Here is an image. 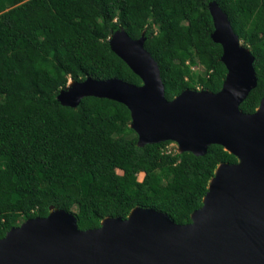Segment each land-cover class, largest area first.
Segmentation results:
<instances>
[{"label": "trees", "instance_id": "1", "mask_svg": "<svg viewBox=\"0 0 264 264\" xmlns=\"http://www.w3.org/2000/svg\"><path fill=\"white\" fill-rule=\"evenodd\" d=\"M210 3L254 58L257 84L240 105L252 114L264 95V0H0V239L51 209L83 231L134 208L191 223L216 168L235 156L219 145L198 157L168 153L169 141L139 147L124 105L86 97L72 108L56 97L87 78L141 85L109 46L119 30L144 36L168 101L186 89L217 93L226 69Z\"/></svg>", "mask_w": 264, "mask_h": 264}, {"label": "water", "instance_id": "2", "mask_svg": "<svg viewBox=\"0 0 264 264\" xmlns=\"http://www.w3.org/2000/svg\"><path fill=\"white\" fill-rule=\"evenodd\" d=\"M211 40L220 45L226 76L217 93L184 90L168 101L159 68L144 49L145 38L123 30L108 43L141 85L111 78L72 82L78 95L65 100L76 107L83 98L115 101L130 112L137 145L172 142L177 152L203 156L219 145L236 164L218 165L202 207L191 223L179 225L151 208H134L126 219L105 218L97 229L79 230L74 215L51 209L28 219L0 239V264H264V95L252 114L240 105L257 84L254 58L215 4Z\"/></svg>", "mask_w": 264, "mask_h": 264}, {"label": "bare ground", "instance_id": "3", "mask_svg": "<svg viewBox=\"0 0 264 264\" xmlns=\"http://www.w3.org/2000/svg\"><path fill=\"white\" fill-rule=\"evenodd\" d=\"M67 87L69 94L66 95L65 100H72L78 95L80 86L75 85L74 83H70V85H68Z\"/></svg>", "mask_w": 264, "mask_h": 264}, {"label": "built area", "instance_id": "4", "mask_svg": "<svg viewBox=\"0 0 264 264\" xmlns=\"http://www.w3.org/2000/svg\"><path fill=\"white\" fill-rule=\"evenodd\" d=\"M199 66H192L190 69H191V71L192 72H198L199 71ZM166 150H167V152L169 153V152H177V149L175 148V149H172V148H170V147H168V146H166Z\"/></svg>", "mask_w": 264, "mask_h": 264}, {"label": "rangeland", "instance_id": "5", "mask_svg": "<svg viewBox=\"0 0 264 264\" xmlns=\"http://www.w3.org/2000/svg\"><path fill=\"white\" fill-rule=\"evenodd\" d=\"M202 69L199 68V71L200 72ZM72 83V82H70ZM70 83L68 85H70ZM68 88V87H67ZM168 147L172 148V149H178V146L175 144V143H171V144H168ZM143 178V175H138V179L141 180Z\"/></svg>", "mask_w": 264, "mask_h": 264}, {"label": "crops", "instance_id": "6", "mask_svg": "<svg viewBox=\"0 0 264 264\" xmlns=\"http://www.w3.org/2000/svg\"><path fill=\"white\" fill-rule=\"evenodd\" d=\"M139 175H143L142 173H140ZM139 180V179H138ZM142 180V179H141ZM141 180H139V181H141Z\"/></svg>", "mask_w": 264, "mask_h": 264}]
</instances>
